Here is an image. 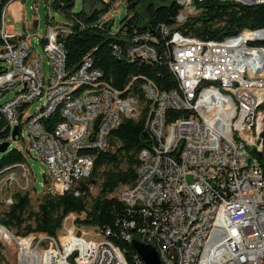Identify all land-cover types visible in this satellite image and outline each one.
Here are the masks:
<instances>
[{
	"label": "built area",
	"instance_id": "1",
	"mask_svg": "<svg viewBox=\"0 0 264 264\" xmlns=\"http://www.w3.org/2000/svg\"><path fill=\"white\" fill-rule=\"evenodd\" d=\"M235 1L255 4L262 0ZM179 3L178 23L198 11L192 0ZM161 29L168 37L165 62L177 87L164 91L150 79L142 82L141 88H148L154 100L147 128L153 141L138 158L142 167L135 169V181L113 195L130 210L138 209L142 216L138 240L155 246L162 264H264L263 110L257 131L248 127L249 104L264 98V47L259 44L264 30L244 29L214 40ZM59 30L65 27L57 22L38 41L48 60V74L41 57L30 50L28 33L10 23L8 33H1L0 91H16L0 106L9 126V136L0 141L14 140L26 151L34 150L47 168L45 191L59 184L62 194L66 181H73L74 186L84 170L89 154L83 151L91 149V142H98L99 150L108 149L110 133L123 119L137 114L139 107L137 96L113 87L92 59H86V71L79 74V80L60 86L59 77L68 70L63 46L57 41ZM16 34L27 37L26 48H19ZM150 41V32L141 33L125 48L113 45L114 53L133 59L137 50H146L158 59ZM240 67L251 68L252 80H243ZM82 83H91L92 91L77 96ZM208 86L219 90L220 100L209 98ZM197 95H204L203 103L181 108V97ZM40 99L41 106L29 113L31 104ZM61 102L69 103L61 126L57 132H43V119ZM101 108H108V118L99 119ZM176 111L186 115L169 119ZM82 119H90L85 140H73L69 153H62L65 129L81 127ZM14 127L18 133L12 139ZM16 166L27 170L24 162ZM230 223L242 226L245 245L230 239ZM129 225L136 223L132 220ZM73 229H81V237H74ZM184 229H191L189 241H182ZM38 237L46 244L43 249L34 248L38 264H127L115 255L117 245L100 241L97 226L83 231L75 223L71 231H64L62 222L55 237ZM135 264H143L137 254Z\"/></svg>",
	"mask_w": 264,
	"mask_h": 264
},
{
	"label": "trees",
	"instance_id": "2",
	"mask_svg": "<svg viewBox=\"0 0 264 264\" xmlns=\"http://www.w3.org/2000/svg\"><path fill=\"white\" fill-rule=\"evenodd\" d=\"M10 1L12 0H0V45L4 42L1 35L3 11ZM80 1L81 8L78 11L73 10L76 0H52L50 4L67 21L60 22L65 31L59 30L57 34V41L64 49L66 69L72 71L83 59L89 57L93 66L102 72L103 78L113 87L126 89V95L137 96L141 105L140 115L136 119L125 118L121 121L109 135L108 149L83 151L91 155L93 161L84 179L77 181L71 189L63 188L60 194L59 184H56L54 191L44 192L36 209L31 208L28 192H13L11 202L5 206L0 216V227L13 231L15 236L20 237L30 234L55 237L62 222L66 225L68 217L72 219V215L76 214L73 224L91 231L93 226H97L100 241L117 245L114 249L120 260L135 264L137 253L130 241L140 238L138 228L141 226L142 216L137 208L130 210L113 192L120 186L135 181L139 153L153 141L146 127L149 102L141 89L142 82L146 78L150 79L164 91L177 87V81L165 62L168 37L161 27L198 39L214 40L236 35L244 29L264 30V0L255 4H243L235 0H192L198 11L188 15L182 23L176 21L181 9L180 0H125V16L120 19L115 30L112 19H101L112 8L115 0ZM46 18L48 24L53 22L52 17ZM145 32L151 33L150 44L157 49L158 59L152 62L137 57L127 59L114 53L113 45L125 48L135 35ZM259 44L264 47V37ZM3 70L0 66V73ZM261 110L264 115V103L255 114L251 131L258 129ZM181 115L186 113L173 112L169 119ZM60 120L59 111H55L43 119V124L51 132ZM8 136V122L0 111V139ZM24 160V154L19 148L8 149L0 157V172L9 171ZM98 179V193L92 196L90 189ZM132 220L135 221V226L129 225ZM125 233L131 236V240L125 238ZM238 234L234 224L230 223V239L241 245ZM73 236L81 237L74 233ZM16 239L22 242L25 238ZM3 250L0 240V264L5 263Z\"/></svg>",
	"mask_w": 264,
	"mask_h": 264
},
{
	"label": "rangeland",
	"instance_id": "3",
	"mask_svg": "<svg viewBox=\"0 0 264 264\" xmlns=\"http://www.w3.org/2000/svg\"><path fill=\"white\" fill-rule=\"evenodd\" d=\"M51 2L52 0H12L5 6L3 11V18L6 19L7 24H12L17 31H25V33H28L29 44L31 46L30 50L41 57L44 63V72L46 74L49 73V65L43 51V45L38 43L39 38L46 36L50 25L53 26L57 22H67L58 11L50 6ZM97 5H99V3ZM80 8L81 1L76 0L73 10L78 11ZM125 13V0H115L112 8L106 14L102 15L101 19H112L114 21L113 29L115 30L119 26L120 19L125 16ZM46 17H52L53 22L48 24ZM23 36L24 35H22L20 39L23 38ZM86 90L87 89H85L84 92H86ZM15 91L16 89H11L5 93L0 91V105L11 99ZM42 101L43 100L40 99L33 102L30 106L29 113L36 111V109L41 106ZM11 148H19L23 152L25 157L24 164L27 168V172L20 166H16L4 173L0 172V216L5 206L10 203L9 199L11 200V194L13 192H28L31 208L36 209L46 190L44 181L47 168L44 162L38 157V154L34 150L30 152L26 151L24 147L20 146L19 142L14 140L10 141L8 149ZM1 155L0 153V157ZM99 185L100 179H98L97 183L90 189L92 196L97 195ZM54 190L55 184H51L48 192L51 193ZM72 216V219L68 217L69 220L65 221L66 225L63 224L64 231H71V229L74 228L73 221L77 215L73 214ZM82 216L83 214L80 215V217ZM82 228L83 231H91L90 229ZM73 233L81 236V229H73ZM14 236L13 231H8L0 227V240L4 246L3 254L5 257V263L3 264H38V251L34 250V248L43 249L46 244L43 241H39L37 234H30L25 237L15 236L16 238H25L22 242L18 241ZM116 255L118 256L117 253ZM119 259L118 256V260Z\"/></svg>",
	"mask_w": 264,
	"mask_h": 264
},
{
	"label": "bare ground",
	"instance_id": "4",
	"mask_svg": "<svg viewBox=\"0 0 264 264\" xmlns=\"http://www.w3.org/2000/svg\"><path fill=\"white\" fill-rule=\"evenodd\" d=\"M3 19V17H2ZM4 29V31H3ZM1 33H8V24L6 21H2V29ZM24 34H16V43L19 44V48H26L27 43L25 35L23 38L20 39V37ZM129 46V45H127ZM137 57L141 58L146 61H155V55L147 53L146 50H137ZM86 59H90L89 57H86L82 60V62L72 71H67L65 74L61 75L59 77V84L60 86H71L75 81L79 80V74L85 73L86 71ZM240 74L243 80H252V71L250 67H240ZM86 92H84V90ZM143 93L145 94V97L147 98L149 102V109H148V116L146 120V127L150 125L153 115H154V100L152 99L151 92L148 88H141ZM92 91V84L91 83H82V86L77 88V96H86V94L91 93ZM208 96L212 100H220V92L218 89L215 88V86H208ZM204 102V95H197V96H189L188 97H181L180 98V105L181 108H188L189 104H196V103H203ZM264 103V98L257 99L254 103L249 104L248 108V127L249 131L252 130V125L254 123L255 114L258 110V108ZM137 107L138 113L133 114L128 118L136 119L139 117L141 112V105L139 103V100L137 99ZM59 111L60 115L67 114L69 111V103L68 102H61V103H55L54 105V112ZM109 117V110L108 108H101L99 110V119H106ZM61 126V120L55 125L53 131L51 132H57V129ZM90 130V119H82L81 121V127H77V129H65L64 134L62 135V153H69V145L74 141H84L85 140V133L84 131ZM43 132H50L45 128V125L43 124ZM91 149H98V142H91ZM141 152H144V149L141 150ZM141 152L139 153L138 158H141ZM93 158L91 155H89V159H86V165H84V170L82 171V174H79V178H77V181L83 180L86 176L87 171L90 169L92 164ZM16 167V165L14 166ZM142 167V160H139V163L136 167V169H140ZM56 185V184H55ZM73 187V181H66V188L65 190H69ZM125 190V185L120 186L117 191H123ZM236 227L237 232L239 233L241 238V245H245V238H243L242 234V226H240L239 223H233ZM191 237V229H184L182 233V241H189ZM127 240H131L130 237L125 236ZM114 253L116 255V252L114 250ZM136 259V258H135ZM120 260V259H119Z\"/></svg>",
	"mask_w": 264,
	"mask_h": 264
},
{
	"label": "water",
	"instance_id": "5",
	"mask_svg": "<svg viewBox=\"0 0 264 264\" xmlns=\"http://www.w3.org/2000/svg\"><path fill=\"white\" fill-rule=\"evenodd\" d=\"M262 38L260 39V41ZM18 133L17 127H14L11 131V137L14 139ZM10 141H0V153L3 154L8 150ZM4 227V226H3ZM132 247L135 249L137 255L141 258L143 264H162L158 251L155 246L139 241L138 239H132L130 241Z\"/></svg>",
	"mask_w": 264,
	"mask_h": 264
},
{
	"label": "crops",
	"instance_id": "6",
	"mask_svg": "<svg viewBox=\"0 0 264 264\" xmlns=\"http://www.w3.org/2000/svg\"><path fill=\"white\" fill-rule=\"evenodd\" d=\"M18 15V14H17Z\"/></svg>",
	"mask_w": 264,
	"mask_h": 264
}]
</instances>
